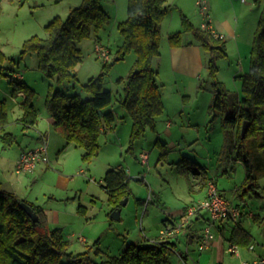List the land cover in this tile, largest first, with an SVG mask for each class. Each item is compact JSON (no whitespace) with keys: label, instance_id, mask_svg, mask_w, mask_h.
Here are the masks:
<instances>
[{"label":"trees","instance_id":"trees-1","mask_svg":"<svg viewBox=\"0 0 264 264\" xmlns=\"http://www.w3.org/2000/svg\"><path fill=\"white\" fill-rule=\"evenodd\" d=\"M255 1L263 3V9L254 32L249 71L242 75L241 92L230 91L218 79L213 58L209 67L214 78V96L208 112L212 121L217 117L222 121L225 142L218 160L225 164L241 161L246 169L242 190L246 192L250 189L264 198V187L258 183L259 175L264 171V0ZM170 9L166 0H128V17L118 26L124 42L116 51V60L124 59L132 51L137 55L134 69L124 80V93L120 98V103L133 119L130 148L148 129L156 130L157 117L164 112L162 85L157 80L153 62L161 52L162 20ZM111 19L100 0H83L67 17L56 16L46 25L47 37L34 35L26 39L21 54H37L39 69L48 77L55 78L57 83L72 81L77 76L76 66L83 61V52L77 42L91 37L93 31L98 33L110 24ZM182 20L184 31H191L206 50H220L221 54L227 55L224 38L196 27L184 14ZM184 31L170 34L169 44L183 45ZM103 69L100 75L90 78L83 85L84 94H68L50 86L46 98V107L55 119L56 130L68 143L83 148L82 159L87 162L98 156L101 135L107 129H113L117 119L114 110H107L113 103V94L104 88L106 68ZM118 82H123V79ZM13 83L15 94L21 90L25 92L26 98L22 103L24 114L18 122L28 128L38 122L34 103L37 93L16 79ZM244 120H249L250 124L242 137ZM8 122L7 108L0 100L1 130ZM2 139L11 145L15 143L16 136L4 131ZM165 154L162 152L161 157ZM178 164L188 169L197 168L188 159H182ZM130 180L124 168L106 171L104 189L112 212L121 208L122 200L130 196ZM22 201L33 207L39 216L38 221L23 208ZM155 240L131 242L122 254H108L100 261L91 256V248L74 253L62 229L51 227L45 210L4 189L0 181V264H171L169 252L173 249L172 239L167 243ZM230 241L242 246L250 245L252 235L237 223Z\"/></svg>","mask_w":264,"mask_h":264},{"label":"rangeland","instance_id":"rangeland-1","mask_svg":"<svg viewBox=\"0 0 264 264\" xmlns=\"http://www.w3.org/2000/svg\"><path fill=\"white\" fill-rule=\"evenodd\" d=\"M100 1L104 9L113 17V20L111 19L110 24L98 33L93 31L91 37L77 42L83 52V61L76 66L75 72L77 76L71 82L65 81L62 84H58L55 78L53 79L45 75L37 66V55L35 53H27L22 57L21 48L13 57L15 58L13 62L16 69L26 77V82L38 91V94L35 96V104L46 113H48V109H46L44 97L43 99L40 98L44 96V92L48 91L50 83L53 82L54 90L58 88L68 94H84L83 85L90 78L100 75L105 67L104 88L112 91V107L119 118L123 114L128 115L127 110L120 103V98L124 93V84L118 81L120 78H127V74L134 64L136 53L132 51L121 60H116L115 58L116 51L124 42V37L118 26L127 18L128 0ZM168 2L172 5V10L163 23L162 34L165 38L168 34L184 31L181 5L185 8L183 11L185 14L195 13L196 23L194 25L198 27L196 25L198 18L202 16L199 13L196 0H168ZM260 4L262 10L263 3ZM261 10L258 8L259 15L257 20H259ZM61 12L63 18L69 14L61 9L60 12L58 11V14H61ZM25 20L29 22L28 18ZM31 25H34L30 28L31 31L46 36L44 27H38L35 19L32 20ZM192 36L195 38L192 32H183L184 40ZM244 36L245 40L241 43L239 49L236 45H232L229 42L230 47H226L227 55L221 54L220 50H215L214 52L206 50L200 42L204 63L201 75L198 77L195 75V80L193 81L194 87L187 80L183 83L184 79H182L179 86L175 87L172 84L167 89L162 88V96L166 104V108L164 109L166 110V118L171 119L175 123H180V118H183L182 122L187 123L190 113L189 116L192 122H195V126L200 123L202 128L200 134L195 132V136L179 134L176 137L179 142L178 148L173 154L170 153L171 146L169 142L171 137L164 133L161 122H159L158 126V130L161 133L159 135L161 142L155 143L157 138L154 132L147 130L145 135L135 142L133 148H130L132 120L127 116L125 120L121 118L120 121L118 120L119 122H117L115 131L113 128L108 130L106 135H101L100 152L91 162L84 161L81 155L83 149L73 145V148H70L71 150L64 152V165H58L57 168L51 167L49 171L47 170L48 175L43 179L38 178L39 173L36 172L38 167L30 174L16 172L15 163L22 153V151L20 152V147L17 145L18 141L12 147L9 146L10 148L7 150L0 148V180L4 182L2 187L10 191L15 188L16 194L22 199L37 200L45 209H49L51 214H54L52 210H59L61 219L57 223L49 220L51 227L62 226L64 233L68 237L69 233L75 232L74 235H71L70 250L74 253H79L91 248V256L97 261L106 258L108 254H122L131 242L147 243L150 241L148 238L160 235L159 230L163 226V220L166 217L165 210L172 207L176 201H179L181 198L185 199L189 195L193 172L187 166L178 164L179 161L176 163L172 162L173 160L181 159L183 156H188L189 153L195 152V161L197 160L200 165L204 166H201L203 170L207 168L209 175L214 178L215 182L217 180L219 183V185L217 183L219 190L224 192L229 200H238V197L227 186L228 183L233 185L235 182L242 180L245 175V168L241 163L233 162L231 165H228L218 160L220 150L225 142L221 119L217 117L212 121L210 118L211 120L206 124L202 120L205 116L206 104L211 102L214 96V78L209 67L213 58H215L218 79L224 82L230 91H241L242 75L247 73L250 67L254 33L253 35L245 33ZM96 38H99L100 41ZM195 40L197 41L196 38ZM228 40L230 39L228 38ZM96 41L100 45L104 44L103 46L111 53L108 62H104L99 57L96 51ZM185 42L190 41L187 40ZM236 74L237 78H235ZM176 78L178 79V77ZM3 79L7 80L8 77H3ZM4 82L0 81V84L11 85L8 80ZM179 88L181 89V93L177 95L176 89L178 90ZM41 93L42 96H40ZM185 104V108L187 109L184 113L179 108L180 106L182 108ZM19 112L20 108L16 107L8 129L17 134L18 140L24 147L28 144V148L31 149L36 146V140L24 135L22 133V125L14 120L19 116ZM43 129H45V126ZM116 131L118 136L115 135ZM57 135L61 134L57 132ZM113 135H115V139ZM61 137L60 139L64 141V137L62 135ZM164 141L168 143L164 144ZM53 142L55 143L54 140ZM1 145L2 142L0 140V147ZM54 146L56 150H59V145ZM141 152L149 153L148 163L143 162L140 155ZM162 152H166L163 157H161ZM55 155L53 154V156ZM79 165L85 169L84 174L78 172ZM118 166L124 167L129 173L132 170V178L129 183L131 194L127 197V202L122 203L120 218L115 219L112 217L108 194L104 189L103 177L108 168L112 169ZM232 167L234 168L231 169ZM225 169L230 171V175L226 174ZM60 173H68L69 177L74 176L75 180L68 182L66 189L54 186L56 175H60ZM140 176L142 179L137 180ZM69 196H72L73 199H68ZM139 198L143 200V203L138 202ZM69 200L70 202L74 201V203L66 204V201ZM72 204H74L75 208H73ZM80 206L85 209V212L78 213L77 208ZM45 212L47 214L46 210ZM179 220L180 218L177 221ZM200 224L203 225L200 222L198 226ZM81 236L88 238V244L80 242L79 237ZM256 236L260 239L259 235ZM98 240L99 242L95 245ZM193 245L195 247V243ZM178 246L179 249L183 248L185 242L183 243L182 240L178 243ZM229 246L230 244L226 247L225 252L231 254L228 252ZM238 249L241 250L239 245ZM174 254L170 250L169 255L172 262L174 264H182L181 260L175 258Z\"/></svg>","mask_w":264,"mask_h":264},{"label":"crops","instance_id":"crops-1","mask_svg":"<svg viewBox=\"0 0 264 264\" xmlns=\"http://www.w3.org/2000/svg\"><path fill=\"white\" fill-rule=\"evenodd\" d=\"M82 1L83 0H0V81L4 82L8 80L9 84H11L10 86L7 84H2V85L0 84V100H3L5 103V106L7 108L8 121H9L8 124L4 127V130H1L0 128V140L2 142L0 148L2 150H7L8 148H10L9 146L12 147V145L16 144L17 141H18L17 145L20 147V152L30 149L28 148L29 147L28 144L25 145L24 147L21 144V142L18 140L17 134L12 130H9L8 128L10 123L12 122V114L14 113L16 107L20 108V112H19L20 114L14 120L18 122V120L23 116L24 109L22 103L25 100V97L22 94V92L25 93L23 90L18 91L16 94L14 93L15 86L13 80H15V75L17 72L19 73V71L14 66L15 63L13 61L15 58L13 57L16 55L19 49L22 48L23 43L26 39L34 35L47 37V32H46V36H42L37 34L36 32L31 31L30 28L34 26L31 25L32 20L35 19V23L38 25V27L40 26L44 27L45 30L46 25H48L56 16L62 17L63 15L62 12L61 14H58V11L60 12V9L62 11H66L65 13H70L75 7L81 5ZM166 4H169L171 6V9L168 12V14L163 18V22L161 26V43H160L161 52L160 55L157 56L153 62V66L157 72V80L162 85L163 89H167V87L172 86V84L175 87L179 86L182 79H184L183 83L185 80H187L194 87L193 81L195 80V75H197V77L201 75V69L204 63L202 58L203 51L200 45L201 43L198 40L196 41L195 38L192 36L186 38V40H184L183 38L184 44L181 46H171L169 44L168 37L170 34H168L166 38L162 34L163 23L165 22L166 17L170 14L172 10V5L168 2V0H166ZM258 5L259 3H257L255 0H209L210 14H211L213 26L217 32L223 35V38L226 40L227 48L230 47L229 42H231L232 45H236L239 49L241 43H243V41L245 40V36H244L245 33L253 35L257 27L256 23H258L257 20L259 15L258 8H260L261 10V4L259 5V7ZM181 7H182L181 13L186 15L193 22V24H195L196 23L195 13L185 14L183 12L185 8L182 5ZM27 18L29 19V22L28 20H25ZM201 21H202V17L198 18V22L196 24L198 25V27L200 26ZM187 32H191V31H187ZM228 38L230 40H228ZM187 40L190 42H185ZM97 42L98 41H96V45L99 44ZM136 59H137V55L134 60L132 69L127 74V77L134 69ZM37 66L39 68L38 56H37ZM3 77H8V79L5 80L3 79ZM176 77H178V79ZM235 78H237V74ZM122 79L123 82L121 83L125 85L124 80L126 78L123 77ZM18 82L25 83L28 87L34 89L36 93L38 92L35 88L31 87V85H29L26 82V77L23 74H22V79L18 80ZM50 86L53 87V82L49 84L48 91L46 93L45 92L43 93L44 96H42V93L40 94V96H42V98L40 99H43L44 97L45 106H46V98L49 93ZM176 93L177 95H180L181 89L180 88L178 90L176 89ZM209 103H207L205 107L206 109L205 116L202 120L204 124H206L209 120L212 119L211 115L208 112V107L210 105ZM185 106L186 104L183 105L182 108L180 106L179 110L182 109V112L186 111L187 108H185ZM165 108H166V104L164 102V109ZM36 109L38 114V122L36 124H34L33 126H29L28 128H24L23 124L20 122L19 123L22 125V133L36 140L35 142L36 146L32 148L40 146L41 144H43V142H46L48 145V152L50 157L49 163H45V162L38 163L37 167L40 168L39 169L37 168L36 171L37 173H39L38 178L43 179L45 176L48 175V171L51 167L57 168L58 165L61 166L64 165L65 163V160L63 159V156L65 154L64 152H66L67 150H71L70 148H73L72 146L75 144L68 143L66 138L58 130H56L54 126L55 119L52 117V115L49 113L48 110H47L48 113H46L45 111L41 110V108H39L37 105H36ZM111 109L114 110L112 105L107 110H111ZM165 111L166 110H164L162 115L157 117L156 130L155 131L151 129L148 130L154 132L155 137L157 138L155 143L161 142V137L159 136L161 135V133L158 130L159 122H161L162 128L164 129V133L169 137H171V140L169 142L171 146L170 153L173 154V152H176L178 148L179 142L177 141L176 137H178L179 134H184V135L189 134L195 136L196 133L197 134L201 133L202 128L200 123L196 124L195 126V122H192L189 116L190 113L188 115L187 123L182 122L183 118H180V123L178 122L175 123L172 122L171 119L166 118ZM127 116L131 118L129 113L128 115L123 114L122 116H120V118L122 120H125ZM118 118L119 116H117L116 121L112 125L114 127L113 129L114 131L116 130L117 122L120 121V118L119 119ZM131 120L133 127V119L131 118ZM44 126L45 129H43ZM4 131L11 132L16 136L15 143L11 145H7L3 141L2 135L4 134ZM107 131L108 129L106 130L104 135H106ZM57 132H59V134H61L64 137L65 139L64 141L60 139L62 137L61 135L58 136ZM115 135L118 136L117 131L115 132ZM115 135H113L114 139H115ZM53 140L55 141V143L53 142ZM164 142H165L164 144L168 143L167 141ZM54 145H59L58 146L59 150H56V147ZM52 147H53V151H52ZM78 148L81 147L78 146ZM83 153L84 151L82 150L81 155H83ZM142 153H147L149 155L148 152H141V154ZM53 154L56 155L53 156ZM182 159H188L191 162H194L195 165L198 166V168H191V171L193 172V178H192L193 180L189 187V195L186 196L185 198L186 200L181 198L179 201H176V203L172 205V207L165 210L166 217L163 220V226H161L159 232H161V230L165 225L177 221L181 217V215L185 212L187 206L197 201L203 200L207 194L208 182L214 179L212 176L209 175V172L207 171L206 167H205L206 169L203 170L201 168L202 165H200L197 160L195 161V152L189 153L188 156H183L181 159L173 160L172 162L176 163ZM17 161L15 163V168ZM236 162L241 163L243 165L241 161H236ZM228 165H231V163H229ZM78 167L80 169L81 165H79ZM116 168H124V167L118 166ZM233 168L234 167H232L231 169ZM79 169H78L79 173L81 174L85 173V169L83 168H81L80 170ZM199 169H201V171H199ZM225 172L227 175H230V171L228 169H225ZM131 173L132 170H130V173L128 172L129 176L132 178ZM139 179L141 180L142 177L140 176L137 178V180ZM245 179H246V169H245L244 178H242V180L235 182L233 185L230 183H228V186L226 185L228 189L231 190V192L238 197V200L235 201L229 200L225 195V193L221 191V193L226 197V199L229 201V203L232 206H237L240 208L241 214L237 220L226 218V219L217 220L216 222L212 223L211 230L214 233V237L208 240V245L205 248L201 249L200 244L203 241L205 228L208 227L210 224V214L207 209H202L201 211H199L191 219V221L188 223L187 227L183 229V231H181L178 235L172 237V242L174 243L172 246L173 248L172 251L175 253L174 254L175 258L181 260L182 264H243L244 262H251L257 258L264 256V198L258 197L250 189L244 192L242 190V186L244 184ZM55 180H56V182L54 183L55 187L57 188L64 187L66 189L68 187V182L75 179L74 176L69 177L68 173L67 174L60 173V175H56ZM1 183L3 186L4 182L1 181ZM216 183H218L217 180ZM258 183L261 185V187H264V171L260 173L258 178ZM11 184L13 183L11 182ZM12 192L16 193L17 191L14 188L12 189ZM71 197L72 196H69L68 199L69 198L73 199V197L72 198ZM26 200L41 207L43 210L45 209L39 202H37V200L36 201L34 199L32 200L26 199ZM66 202H67L66 204L74 203V201L70 202V200ZM138 202L143 203V200L139 198ZM72 205L73 208H75L74 204ZM77 209H78L77 210L78 213L85 212V209L82 206L78 207ZM45 210L47 211V215L51 222L57 223L60 221L61 218H60L59 210L57 209L52 210L54 214H51L49 209L48 210L45 209ZM200 222H202L203 225L200 224V226H198ZM237 223H240L252 235V242L250 243V245H246V246L239 245L241 247V250H239L238 254H234V253L229 254L225 252V249L229 244H236V243H232L230 241V238L232 235L233 228ZM58 228L62 229L64 237L71 244V239H72L71 235H74L75 232L69 233V237H68L67 234L64 233V228H62V226H59ZM256 235H259L260 239H258ZM156 238L157 236L148 239L151 241V240H155ZM79 240L84 244H88V238L86 236L79 237ZM182 240L183 243L185 242V246L179 249L178 243L181 242ZM194 243H195V247L193 245ZM171 264H174L172 262V259H171Z\"/></svg>","mask_w":264,"mask_h":264},{"label":"built area","instance_id":"built-area-1","mask_svg":"<svg viewBox=\"0 0 264 264\" xmlns=\"http://www.w3.org/2000/svg\"><path fill=\"white\" fill-rule=\"evenodd\" d=\"M196 5L199 9L200 15L202 16V21L200 23L201 29L211 32L215 37L223 38V35L217 32L213 26L209 0H196ZM96 51L104 62H108L110 60L109 50L103 45L97 44ZM15 79L21 80L22 74L17 72ZM22 94L26 98L25 93L22 92ZM141 156L143 162L148 163L149 155L147 153H142ZM49 160L48 145L46 142H43V144L35 149L22 151L16 164V172L20 174L33 173L36 170L38 163H49ZM202 209L208 210L210 214V224L205 228L203 241L200 244L201 249L205 248L208 245V240L214 237V233L211 230L212 223L226 218L237 220L241 214L240 208L232 206L219 190L217 183L214 180H210L207 185L206 197L203 200L187 206L179 221L165 225L161 230L160 235L157 237V240L165 243L169 242L173 236L183 231L191 219ZM228 252L238 254V245L230 244ZM243 264H264V256L251 262H244Z\"/></svg>","mask_w":264,"mask_h":264},{"label":"water","instance_id":"water-1","mask_svg":"<svg viewBox=\"0 0 264 264\" xmlns=\"http://www.w3.org/2000/svg\"><path fill=\"white\" fill-rule=\"evenodd\" d=\"M249 124H250L249 120H244V122L242 124V128H241V135H242V137H244L246 135L247 130L249 128ZM127 200H128V198L124 199L122 201V203L127 202ZM21 205L23 206V208L28 212V214L35 221H38L39 220V216H38L37 212L34 211L33 207L29 203H27L25 201H22L21 202ZM120 214H121V208H118V209H116V210H114L112 212V217L115 218V219H119L120 218Z\"/></svg>","mask_w":264,"mask_h":264}]
</instances>
